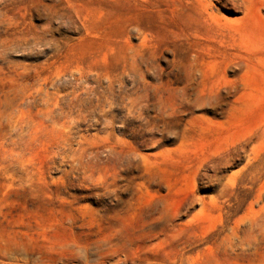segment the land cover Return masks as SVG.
<instances>
[{
  "label": "rangeland",
  "instance_id": "1",
  "mask_svg": "<svg viewBox=\"0 0 264 264\" xmlns=\"http://www.w3.org/2000/svg\"><path fill=\"white\" fill-rule=\"evenodd\" d=\"M0 264H264V0H0Z\"/></svg>",
  "mask_w": 264,
  "mask_h": 264
}]
</instances>
